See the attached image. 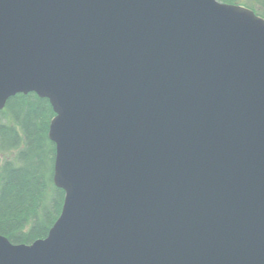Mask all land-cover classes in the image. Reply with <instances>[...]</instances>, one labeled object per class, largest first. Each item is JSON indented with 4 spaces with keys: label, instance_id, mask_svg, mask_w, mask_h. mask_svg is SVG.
I'll list each match as a JSON object with an SVG mask.
<instances>
[{
    "label": "water",
    "instance_id": "water-1",
    "mask_svg": "<svg viewBox=\"0 0 264 264\" xmlns=\"http://www.w3.org/2000/svg\"><path fill=\"white\" fill-rule=\"evenodd\" d=\"M48 98L46 237L0 264H264V17L220 0H0V111Z\"/></svg>",
    "mask_w": 264,
    "mask_h": 264
},
{
    "label": "trees",
    "instance_id": "trees-1",
    "mask_svg": "<svg viewBox=\"0 0 264 264\" xmlns=\"http://www.w3.org/2000/svg\"><path fill=\"white\" fill-rule=\"evenodd\" d=\"M252 8L264 17V0H220ZM55 115L48 98L17 93L0 111V234L30 244L48 235L65 191L53 180L56 145L49 138Z\"/></svg>",
    "mask_w": 264,
    "mask_h": 264
},
{
    "label": "rangeland",
    "instance_id": "rangeland-1",
    "mask_svg": "<svg viewBox=\"0 0 264 264\" xmlns=\"http://www.w3.org/2000/svg\"><path fill=\"white\" fill-rule=\"evenodd\" d=\"M242 1V0H241ZM244 2H242V3H246V4H248V3H250V4H253V5H255L256 7H260L259 6V4L258 3H256L255 1H247V0H243Z\"/></svg>",
    "mask_w": 264,
    "mask_h": 264
}]
</instances>
